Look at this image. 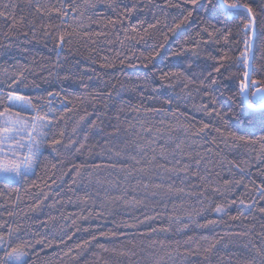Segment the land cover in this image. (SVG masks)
I'll return each mask as SVG.
<instances>
[{
	"label": "snow or ice",
	"instance_id": "1",
	"mask_svg": "<svg viewBox=\"0 0 264 264\" xmlns=\"http://www.w3.org/2000/svg\"><path fill=\"white\" fill-rule=\"evenodd\" d=\"M31 2L29 0V4ZM96 6L92 0H82L79 5L73 0L70 6L51 9L37 0L35 12L43 18L50 17L55 11L63 23L69 10L83 16L82 8L94 9ZM108 6L116 10L114 4ZM10 7L15 8V5L5 4L0 8V18L7 27L3 32L7 43L0 41V50L16 46L21 54H26V48L13 43L18 39L13 34H19L18 25L22 26L23 17L17 21L9 14ZM136 8L135 3L132 7L125 6L124 12L112 21L113 25L120 15L129 18ZM169 9L176 10V14L171 15L170 24ZM161 11L163 21L157 18L147 27H143L144 21H139L145 35L150 29L160 31L163 28L167 30L163 36L167 41V33L179 35L178 30L189 25L195 16H199V24L194 35L183 36L178 50L171 52L169 59L175 58L178 62L174 68L160 71L158 82L156 71L145 74L142 85L135 88L141 93L140 103L130 108L133 115L126 126L111 125V130L105 132L100 114L96 113L97 118L90 119L93 113L85 110L72 121L69 130L72 119L69 114L75 110L69 105L73 104L74 98L83 100L92 95L95 99L103 94L107 99L113 94L111 90L88 93L89 83L85 82L83 75L78 87L85 91H68L71 86L68 82L76 79L68 72L63 77L57 76L61 85L58 90L54 88L47 91L46 96L33 97L25 91L29 88L26 83L29 65L10 57L15 64L0 67V77H3L0 79V197H4L6 203L10 201L13 209L21 201V191L30 201L23 213L7 212L8 217L19 218L15 225L0 221V264H29L28 258L35 252L37 244L53 246L44 236L35 241L22 239L20 233L24 222L32 219L29 213L43 212L49 200L52 201L47 205L49 208L73 202L72 196L67 201L57 198L60 196L55 192L57 180L63 182L64 175H67L57 177V168L63 166L62 157L72 153L73 149L76 153L87 152L91 156L97 147L99 152L95 155L102 157V162L74 167L68 191L75 192L73 185L84 189L83 196L76 197L77 201L87 206L90 200L93 205L99 200V210L87 208L85 214L82 208L76 218L61 210L59 224L55 216L35 221L46 229L55 231L58 228L61 234L67 235L64 229L69 227L65 223L68 220L75 226L77 219L86 220L93 214L104 215L105 209L108 215L121 208L126 212L140 213L143 210L142 220L133 217L135 223L124 224V227H135L136 223L148 225L146 232L140 234L148 242L139 245V253L136 245L110 249L97 244L99 251L92 253V264H119L120 258L124 257H136L138 264H192L197 258L198 264H264V225L254 234L255 238L251 228L211 236H197L194 231L223 223L221 218L228 215L232 207L236 208V214L229 216L231 221L245 220L256 211L264 217V206H260L264 202V183L255 185L252 181L255 185L251 190L253 194H243L235 199L225 195L243 183L253 156L264 163V62L259 66L256 64L257 45L264 61V0L258 3L254 0H163ZM41 27L45 39L51 36L56 41L55 49H63L71 34L60 30L54 23ZM131 28L133 32L139 31L136 25ZM32 31L35 35V26ZM124 31L127 33L128 29ZM22 35L27 42L28 32L24 31ZM144 39L140 37L137 43ZM211 44L218 46L215 54L207 50ZM225 45L229 46L228 50H224ZM153 47L151 55L145 57V69L153 63L164 44ZM209 60L213 63L208 64ZM126 61L129 67L133 66L128 57L119 62L124 65ZM59 64L57 51L55 67ZM93 79L87 77L88 81ZM32 86L40 87L35 83ZM201 93L209 97L210 103L196 102ZM57 105L63 108V112H59ZM189 105L209 117V122L196 124L189 121L181 110L182 106L187 108ZM257 132L260 135L257 136ZM101 134L104 143L90 145V139ZM241 149L245 150L244 153L240 152ZM41 168L44 170L43 179L39 177ZM222 170L233 175L236 170L241 174L240 179H226L221 185ZM259 174L264 176V168ZM41 183L47 191L40 187ZM244 187L247 189L248 185ZM218 197L221 198L219 202ZM158 207L163 211H157ZM209 211L218 219H204ZM49 220L53 222L51 225ZM80 230L76 228V231ZM32 235L39 233L33 232ZM100 235L108 234L102 232ZM110 235L115 237L117 233ZM174 235L184 239H172ZM71 239L72 236L67 235V240ZM96 239V235H92L76 244L75 250L69 247L63 253L64 257L79 260ZM65 242L63 238L59 240L60 244Z\"/></svg>",
	"mask_w": 264,
	"mask_h": 264
},
{
	"label": "trees",
	"instance_id": "2",
	"mask_svg": "<svg viewBox=\"0 0 264 264\" xmlns=\"http://www.w3.org/2000/svg\"><path fill=\"white\" fill-rule=\"evenodd\" d=\"M37 0H32L29 4V0H0V8L3 5H15V8H9V14L14 15L17 21H20L23 17V24L18 25L20 28L18 39L14 40V45L19 44L26 48L28 51L26 54H21L20 48L13 46L4 50H0V67L7 66V64H15V60H11L10 57H15L20 60L21 64L29 65L30 71L27 73L28 79L26 83L29 84V88L25 91L33 97L46 96L47 91H51L54 88L59 89L61 85L57 81V76L63 77L68 72H71L76 78L75 82H68L71 86L68 91L78 92L85 91L78 87L79 78L83 75L85 82L89 83L87 92L92 94L94 91L100 93H107L109 90L112 91L110 98H105V95H98L93 99L92 95H88L83 100L73 99V104L69 107H73L75 110L70 113L71 120L69 121L68 127L71 129L72 121L78 118L79 115H83L86 110L89 113H93L90 119H96V113L100 114V121H103L105 132L110 131L111 125L120 124L122 127L126 126L127 121L131 119L133 113L130 111L131 107H134L140 103L141 93L136 91L137 86H141L143 83V77L146 73L156 71L157 82L158 74L160 71H167L174 68L177 65L175 58H170L172 51L178 50L179 41L183 39L185 35H194V30L197 29L199 24V16H195L189 25L182 27L178 30L179 35L176 33H167L169 39L165 41L163 39L164 34L167 32L166 29L161 28L160 31L149 30V34L145 35L143 28L139 25V21H144L143 27H147L148 23H155L157 18L163 21V0H92L96 3V8L81 9L84 15L81 16L79 12L73 13L69 10L68 17L63 23L57 16L55 11L51 12L50 17L41 18L39 14L35 12V3ZM41 4L47 5L51 9H61L63 5H71L73 0H39ZM82 0H75L77 5L81 4ZM175 2V0H173ZM259 0H254V3H258ZM109 3L114 4L115 11L112 7H109ZM133 3L137 4V8L134 10L129 18H124L120 15L117 23L113 25L112 21L117 19L118 14L124 12L125 6L132 7ZM169 24L171 22V15L176 14V10L169 9ZM59 25L60 30L70 33L67 37L66 43L63 49L56 50V41L51 38L47 39L44 37V28L42 25L49 24ZM136 25L139 31L133 32L131 26ZM33 26H35V35H33ZM127 28L128 32L125 33L124 29ZM7 31L6 22L3 18H0V41H4L3 32ZM24 31L28 32L27 42L22 35ZM87 33V35H85ZM102 33V34H101ZM145 39L139 43L137 40L140 37ZM127 37H135V39H129ZM123 41V43H121ZM6 44L7 41H4ZM163 43L164 48L159 50V54L153 58V63L149 65L147 69L144 68L145 57H149L154 51L153 46H158ZM221 44L223 41L221 40ZM216 44L208 46V51L216 53ZM227 45L224 46V50H228ZM57 51H59V67H55L57 62ZM107 58L106 60L104 58ZM128 57L131 60L132 67L128 66L127 61L124 65L120 64V60ZM262 61L260 46L257 45L256 51V64ZM208 64H212L213 61H207ZM103 65V66H102ZM111 65V66H108ZM210 70V69H209ZM52 73V75H49ZM94 77L93 80L88 81L87 77ZM3 77H0L2 79ZM33 83L40 85V87H33ZM115 85V88L112 86ZM210 103L209 97L203 96L201 93L196 97V102L199 103ZM95 105V107H93ZM59 112H63V108L57 105ZM181 110L185 113L187 119L193 123L200 124L201 122H209V117L203 113L194 111L189 105L187 108L182 106ZM58 112V114H59ZM119 116V120H117ZM184 119V117H181ZM99 122V121H98ZM256 135H260L259 132ZM82 138V136H81ZM104 143V135L92 137L90 139V145H102ZM244 149L240 152L244 153ZM95 152H99V147L95 149ZM89 156L87 152L76 153L75 149L72 153L65 154L62 159L64 164L62 167H58L56 174L57 177L64 175L63 182L57 180V186L55 192H59L60 196L58 199L67 201L69 196H72L73 202H63L57 205L55 208H49L47 205L51 204L52 201L46 202L43 212L41 213H29L32 219L24 222V229L20 233V237L24 240L39 239L40 236L47 238V243H52V247H46L45 245L37 244L35 246V252L29 256V264H92V253L98 252L97 244H104L111 248H132L136 245V251L139 253V245L146 244L148 241L141 237V233L146 232L148 225L136 223L135 227H124L125 222L135 223L133 217L138 220L143 219L141 210L140 213L135 211L126 212L124 209L114 210L111 215L107 214V209L104 210L105 214L101 216H95L86 220L77 219L75 226L71 225V220H68V228L64 229V233L71 235L72 239L67 240V235H63L59 232L58 228L54 231L49 228L46 229L40 223H36V220L44 221L49 216L57 217V224L60 223L59 215L61 210L65 215H72L73 218L79 216L82 208L85 209L87 214V208H93L99 210L100 201L97 200L96 204L93 205L90 200L88 205L85 206L77 201V196H83L84 189L73 185L75 192H69L68 187L71 184L72 177L74 175L73 169L84 163L88 164H100L102 157L95 155ZM229 158H232L231 155ZM51 159V158H50ZM55 163V160L52 161ZM264 168V163H260L253 156L252 166L247 169L244 173L243 183L236 188L234 192L226 193L225 195L229 199H235L241 197L243 194H253L251 190L255 185L264 183V176L259 174V170ZM235 175L228 172L227 170L221 171V178L219 183L223 185V181L226 179H240V173L236 170ZM50 174V173H49ZM39 177L44 178L43 168L39 169ZM37 179V177H32ZM255 181V185L252 184ZM31 181H29L30 183ZM247 184L246 189L244 185ZM40 187L47 191L44 184L41 183ZM63 189V191H61ZM21 201L18 203V207L13 209L10 206V201L6 203L4 197H0V221H9L15 225L19 222L18 217H8V211H17L23 213L27 211L26 204L30 203L28 195L21 191L19 193ZM55 195V193H53ZM15 199V194H13ZM221 198H217L219 202ZM260 206H264V202H261ZM157 211H163L162 208H157ZM149 214H151L149 210ZM236 214V208L232 207L229 210V214L223 216L221 219L223 223H218L216 226L210 229H194L197 236L208 235L211 236L214 233L223 234L225 231L235 230H247L252 229L253 238L255 233L261 231V226L264 225V217L256 211L249 217L242 221H231L229 220L230 215ZM253 216L255 219H253ZM204 219H218L211 211H209ZM204 222L203 219L200 220ZM53 222L49 220L51 225ZM79 227L81 230L76 231ZM87 228L88 231H83ZM6 230V229H5ZM39 233L37 236H33L32 233ZM107 233L106 236H101L100 233ZM116 232L117 235L114 237L110 233ZM27 233V234H26ZM123 233L124 235H120ZM191 234V233H189ZM96 235L97 239L92 242L88 251L77 261H73L70 257H64L63 253L67 251L69 247L75 250V245L81 241L89 239L90 236ZM65 239V243L60 244L59 240ZM155 238V237H154ZM172 239H181L183 236H173ZM115 260V258H113ZM119 264H138L137 258L132 257L131 259L124 257L120 258ZM192 264H198V258L192 261Z\"/></svg>",
	"mask_w": 264,
	"mask_h": 264
}]
</instances>
